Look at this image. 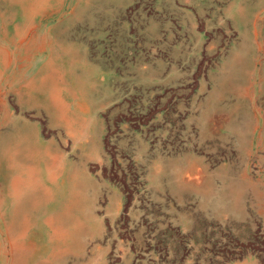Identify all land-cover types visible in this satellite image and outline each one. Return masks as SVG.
I'll list each match as a JSON object with an SVG mask.
<instances>
[{
	"label": "rangeland",
	"instance_id": "374dc122",
	"mask_svg": "<svg viewBox=\"0 0 264 264\" xmlns=\"http://www.w3.org/2000/svg\"><path fill=\"white\" fill-rule=\"evenodd\" d=\"M53 1L25 61L0 0V153L30 136L52 190L12 222L0 166V264H264V0Z\"/></svg>",
	"mask_w": 264,
	"mask_h": 264
},
{
	"label": "bare ground",
	"instance_id": "6f19581e",
	"mask_svg": "<svg viewBox=\"0 0 264 264\" xmlns=\"http://www.w3.org/2000/svg\"><path fill=\"white\" fill-rule=\"evenodd\" d=\"M18 1L21 4L20 7L25 10H28V13L26 18H23V21L20 23L21 26H19V24L17 25L14 24L12 26L13 33L10 34V45L12 44L15 45L18 42H20L22 39L27 37L28 41L26 47L27 46L30 47L29 50L32 48V46L34 47L28 55H25V61H26L28 60L29 57H32V54H36L44 50V44H40L41 42H43V39L42 38L37 40L34 39V33H35L34 28L36 25L32 21L33 14L34 15L37 13L41 14L43 12L45 13V16L48 17L49 19L50 17L55 16L56 15L55 13H57L59 10L55 8L53 9V11H50L51 7L53 6L51 0H29L27 3L26 2L23 3V0L22 2L20 0ZM59 1L60 0H54L53 2L54 4H59L58 3ZM14 52L15 51L10 52V63L12 61L15 62V60L17 59L19 60L24 59V56L21 57V55L19 54H18L19 58L17 57L15 58ZM53 58L54 56H52L51 54L48 55L47 61L41 67H39L36 76L34 75L32 77L36 79L37 82L33 79H28V83L26 84L25 91L28 92V90H30L29 86L33 85V89L30 91L31 94H34L35 97H40L41 99H43L45 103L48 102L50 106H52L54 109L59 111L61 114L63 108L59 100L60 98L57 97L58 91L52 90V91L44 92L41 90V87L43 89L44 88L43 86L47 84V79L51 78L52 74L51 73L49 74V69L52 68V66L54 65ZM30 92H28L27 94H30ZM44 93H46L45 97L43 96ZM44 153L45 152L43 150L37 149V145L28 135L22 137L21 140H16L15 144H13L12 147L10 146V149L8 151H5L4 153L2 152L0 153L2 154L0 155V159H1L0 163H2V165L0 166H5L8 170H10V172H8L7 174L8 186L6 187L4 192H6L5 196L10 205V213H11L10 218H13L12 222L18 221L17 215L26 217L32 212L33 208L38 209L42 204V201L47 197L49 198L50 194L52 193L51 187H49L51 184L47 183V178L45 179L44 175L42 174L43 172L42 168L46 167L45 158L44 160H41L42 158L41 156ZM44 169L46 170L47 168ZM49 169L50 167L47 170L48 179H49V175H53V173L49 171ZM10 173L12 174L10 175ZM195 177L196 179L198 178V176ZM71 200H73L72 197L68 201ZM50 220L52 219H49V221L48 220L47 221L50 222ZM24 221L25 219L23 220V225L25 223ZM63 238L64 239H62V242H65L66 238L65 237Z\"/></svg>",
	"mask_w": 264,
	"mask_h": 264
},
{
	"label": "crops",
	"instance_id": "0c3cea01",
	"mask_svg": "<svg viewBox=\"0 0 264 264\" xmlns=\"http://www.w3.org/2000/svg\"><path fill=\"white\" fill-rule=\"evenodd\" d=\"M185 179H187V178H185Z\"/></svg>",
	"mask_w": 264,
	"mask_h": 264
}]
</instances>
